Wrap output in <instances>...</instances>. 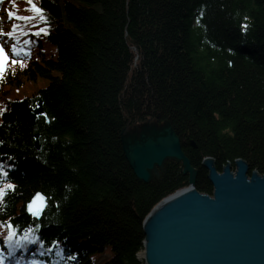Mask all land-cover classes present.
Returning <instances> with one entry per match:
<instances>
[{
	"label": "trees",
	"instance_id": "1",
	"mask_svg": "<svg viewBox=\"0 0 264 264\" xmlns=\"http://www.w3.org/2000/svg\"><path fill=\"white\" fill-rule=\"evenodd\" d=\"M32 2L43 12L4 7L18 39L0 73V264H142L143 219L188 173L168 158L136 178L122 141L136 123L173 130L202 194L213 192L206 157L264 175V0ZM39 98L46 115L32 123ZM38 191L47 205L34 220L25 206ZM9 231L37 244L7 246Z\"/></svg>",
	"mask_w": 264,
	"mask_h": 264
},
{
	"label": "water",
	"instance_id": "2",
	"mask_svg": "<svg viewBox=\"0 0 264 264\" xmlns=\"http://www.w3.org/2000/svg\"><path fill=\"white\" fill-rule=\"evenodd\" d=\"M29 112L32 123L45 117L42 100ZM163 131L159 137L135 142L122 137L125 158L139 180L147 182L150 171L168 158L181 161L188 173V185L164 197L143 219V249L137 259L142 264H264V175L249 173L241 159L218 171L214 160L206 157L201 165L213 192L202 194L195 188L197 171L179 138L169 126ZM38 137L33 136L36 149ZM44 209L36 216L27 207L25 212L39 220Z\"/></svg>",
	"mask_w": 264,
	"mask_h": 264
},
{
	"label": "rangeland",
	"instance_id": "3",
	"mask_svg": "<svg viewBox=\"0 0 264 264\" xmlns=\"http://www.w3.org/2000/svg\"><path fill=\"white\" fill-rule=\"evenodd\" d=\"M8 1V0H0V47H2L3 45L1 44V42H3V44L5 46H8V44L12 41H15L17 40L18 38H13L12 40H8V35H6L8 32H12V26H11V21L14 20L15 18V15L8 12V11H5V9H3V7H5V2ZM3 3H4V6H3ZM29 6L31 7V5L29 4ZM32 8V7H31ZM14 12V11H13ZM10 14H11V18H10ZM6 35V36H5ZM13 36V35H12ZM5 43H8V44H5ZM14 43V42H12ZM12 45V44H11ZM22 47H25L23 48L24 50L26 48H28L27 45H21ZM15 49H20L18 46H15ZM41 99V98H39ZM38 99V100H39ZM42 100V99H41ZM162 123L160 124H157L156 122H154L153 120L151 121H144V122H139V123H136L132 126H129L125 129L124 133L122 134L123 135V139L124 140H129L130 139H133L134 140V135H132L133 133L135 132H138V130H142V127L144 128H152L153 131L157 132V128H159V126H164L165 123ZM166 126V125H165ZM38 140H39V137H38ZM150 174L151 176H154V175H157L158 174V168L157 167H154L151 171H150ZM36 193V192H35ZM32 197V196H31ZM47 202V200H46ZM47 205V204H46ZM65 239H68V240H71L70 238H65ZM31 240H33V242L35 241L34 237H31V236H25V237H19L17 239H13L11 240V244L12 243H19L18 247L17 248H22V243L23 242H30ZM35 244H37V242H34ZM34 243H31L30 245H28L27 247H25L26 250H32V249H35L37 250L36 246ZM142 251V250H141ZM139 253V252H138Z\"/></svg>",
	"mask_w": 264,
	"mask_h": 264
},
{
	"label": "snow or ice",
	"instance_id": "4",
	"mask_svg": "<svg viewBox=\"0 0 264 264\" xmlns=\"http://www.w3.org/2000/svg\"><path fill=\"white\" fill-rule=\"evenodd\" d=\"M29 3L31 4L32 9L37 12V13H42L43 9L37 7L32 0H29ZM10 18H11V14H10ZM19 19H31L30 17H23L20 16L18 17ZM41 19H43V16H41ZM16 26L13 25V28H15ZM45 32V29L41 28L39 29L36 33H34L35 35H39L40 33ZM8 36H12L13 33L12 32H8L7 33ZM13 51H16L15 46H13ZM8 55L6 54L5 50L3 47H0V73H2L3 71H5V67L6 64L8 62ZM12 63H16L15 60L12 61ZM41 115H46V113H41ZM2 143V142H0ZM0 174L2 175H7L8 173L4 170V166L2 163H0ZM8 189H13L14 186L12 184H8L6 186ZM4 195V189H0V198H2ZM46 200L47 198L44 196L43 193H36L32 200L27 204V210L33 215L36 216L37 213L41 212L43 210V208L46 205ZM9 228H11V225L9 224ZM13 235V233L11 231H9L8 236L11 237ZM71 258V257H69Z\"/></svg>",
	"mask_w": 264,
	"mask_h": 264
},
{
	"label": "flooded vegetation",
	"instance_id": "5",
	"mask_svg": "<svg viewBox=\"0 0 264 264\" xmlns=\"http://www.w3.org/2000/svg\"><path fill=\"white\" fill-rule=\"evenodd\" d=\"M157 124H160V123H157ZM164 129H165V127L159 126V128H157V132H155V131H153L152 128L142 127V130L140 129V130H138V132H135L132 134V135H134V140L130 139V141L135 142V141H138L140 139H153V138L159 137L162 133H164V131H163Z\"/></svg>",
	"mask_w": 264,
	"mask_h": 264
}]
</instances>
